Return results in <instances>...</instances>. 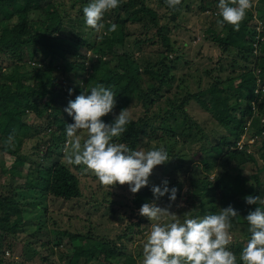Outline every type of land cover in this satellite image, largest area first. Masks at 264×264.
I'll list each match as a JSON object with an SVG mask.
<instances>
[{
	"label": "trees",
	"instance_id": "1",
	"mask_svg": "<svg viewBox=\"0 0 264 264\" xmlns=\"http://www.w3.org/2000/svg\"><path fill=\"white\" fill-rule=\"evenodd\" d=\"M90 2L0 0L3 170L5 156L15 158L6 170L10 180L0 188V264L17 262L9 256L24 231L30 232L28 239L36 240L24 243L20 264L37 259L40 264H138L142 260L143 251L131 254L124 240L146 236L147 224L141 218L132 222L128 210L152 202L153 185L132 193V206L125 202L120 209L119 201L101 184L103 194L91 195L93 211L104 205L112 208L109 215L104 212L106 217L115 218L119 211L121 221L129 218L115 239L96 235L86 221L74 224L72 217L61 224L50 215L47 204L50 199L69 202L83 196L75 169L82 171L84 166L68 165L64 159L66 126L74 122L64 109L100 83L117 96L113 113L103 121L112 123L122 109L131 114L127 132L115 142L133 150L164 147L169 161L153 170L167 174L169 187L178 189L176 199L187 195L192 216L217 214L229 205L238 210L240 217L230 230L236 239L229 250L237 256V264H243L240 253L251 238L244 218L259 207L244 198L264 197V30L250 24L257 16L262 20L259 10L254 14L257 5L248 11L239 31L226 23V35L215 25L205 30L222 55L216 68L204 70L194 68L197 63L183 48L175 47L171 33L183 27L185 17L195 10L208 14L213 8L208 18L221 20L219 0H181L176 10L165 0H120L116 9L105 13L101 33L85 25L83 8ZM109 22L118 25L116 32L107 33ZM197 109L202 114L196 117L191 111ZM29 115L40 122L30 123ZM12 134L9 146L6 142ZM30 141L33 153L23 149ZM182 183L188 184L186 193ZM168 201L166 195L156 203Z\"/></svg>",
	"mask_w": 264,
	"mask_h": 264
},
{
	"label": "clouds",
	"instance_id": "2",
	"mask_svg": "<svg viewBox=\"0 0 264 264\" xmlns=\"http://www.w3.org/2000/svg\"><path fill=\"white\" fill-rule=\"evenodd\" d=\"M165 3L176 10L181 0H165ZM119 4L120 0H91L83 8L86 27L96 33L104 31L105 13ZM253 7V0H219L218 15L222 19L217 21L218 26L226 23L239 31ZM109 24L107 33L116 32L118 25ZM116 97L111 87L100 83L69 101L64 111L74 122L66 126L64 159L68 165H83L104 187L127 184L130 192L136 194L148 186L153 169L169 161V153L164 147L133 150L125 143L115 142L131 123L128 108L115 115L112 123L103 121L102 117L113 113ZM13 139L14 134L8 137L7 145L10 146ZM151 191L154 200L139 209V215L154 222L143 243L142 264H237V256L229 246L233 240L230 231L233 220L240 217L238 210L229 205L217 214L203 217L187 212L181 222L177 214L156 203L166 195L175 201L178 189L170 188L169 181L164 179L160 185H153ZM244 199L247 204L259 207L244 218L251 238L240 253V260L243 264H264V197L249 195Z\"/></svg>",
	"mask_w": 264,
	"mask_h": 264
},
{
	"label": "rangeland",
	"instance_id": "3",
	"mask_svg": "<svg viewBox=\"0 0 264 264\" xmlns=\"http://www.w3.org/2000/svg\"><path fill=\"white\" fill-rule=\"evenodd\" d=\"M66 1V0H65ZM254 4L257 5L254 14L258 15L257 11L259 10V14L262 18V20H259V17L257 16V21H254L250 24H253L255 28H260V30H264V0H256L254 1ZM152 6H155L154 3H152ZM214 11L213 8H210V11ZM207 12L208 14L200 13L195 10V12L189 13V16H186V21H183V27H181L179 30L175 29V32H172V39L175 42V47L183 48L185 52H187V56L190 57L193 62H196L194 68H204L210 69V68H216V64L219 60V58L222 55V51L219 49V47L216 45V43L211 39L206 37L204 35L205 30L208 29L209 26H214V28L220 30L222 35H226L229 30L228 28H223L218 26L217 18H214L213 20H210L208 16L213 12ZM214 21V22H213ZM213 22V23H212ZM262 23V26H256L257 24ZM218 69V68H217ZM202 72V69L199 70V73ZM204 73V72H203ZM225 75V73H224ZM238 80L236 82L238 83ZM207 83V79H205V85ZM192 115L202 114V111L197 109L196 111H191ZM134 116H138V114H134ZM207 116V115H204ZM27 120L31 123H39V119L35 118L34 115H29ZM82 136H84V133H81ZM208 145V143L206 144ZM202 144H200V147ZM24 151L27 153H33L34 151V144L32 141L29 143H26L23 147ZM5 165L6 170H8L10 167L14 165L15 158L11 157L9 155H6L5 158ZM82 171L76 170L75 172L78 174L80 180H81V186L83 190V196L82 198L74 201H64V200H47V204L49 207L50 215H53L54 217L59 219V222L63 225L68 224L70 222L69 217H72V221L74 224L78 221L83 223L84 221L87 222V224L94 227V233L96 235H102V236H108L111 238H117L118 235H120L124 228L128 224V219L126 220H120L121 216L119 215V211L116 214L115 218H109L104 215L105 211H108V215L111 213L112 208H107V206H101V210H94V204L93 199H90L91 195H97L100 197L103 194V189L100 188V182L98 181V178L92 174L91 172L85 171L84 167H82ZM161 168V167H158ZM6 170H3L1 163H0V188L4 184L8 183L10 180V173ZM23 173L25 174L27 171V165H24L23 167ZM246 172V171H245ZM247 173V172H246ZM250 173V171H249ZM164 179H167V174L163 172V170H153L151 176L149 177V184L148 185H158L161 184ZM184 185L183 193H186L188 190V184L182 183ZM106 191L112 192V198L119 201L118 205H116L117 209H120L122 207L121 203H125L128 206H132V198H131V192L129 190V186L125 184V187H121V185L117 184L113 188L111 186L106 187ZM96 193V194H95ZM188 198L186 194H183V197L180 199H176L175 201H168V202H161L158 204L159 207L168 209L170 212L175 213L178 215V218L181 220V222L184 219V214L187 212H190V205L189 202H187ZM128 216L131 217L132 222H136L139 218L143 219L145 223L147 224V227H145L144 235H147L150 231L151 224L154 223L153 221H150L147 217L139 215V209H135V211L128 210ZM163 222V221H162ZM144 223V224H145ZM149 223V225H148ZM79 225V224H78ZM30 232L24 231V233L20 234V238L16 239L14 241V251L10 252L11 255L7 254V256L10 257L9 260H16L17 262L15 264H20L23 258L25 257L23 252V246L25 242L32 243L36 239L32 236L28 239ZM233 239L235 240L236 237L233 236ZM135 241H130L128 239H125L124 242L126 245H128V252L131 254H135L139 251H143V243L146 240V236L138 235L134 239ZM141 244L142 246L138 248V245ZM40 248V247H38ZM138 248V249H137ZM142 248V249H140ZM42 253L46 252L44 249L41 250ZM59 256V253L58 255ZM143 260V258H142ZM142 260L140 259L138 264H142ZM40 259H37L34 262H30L28 264H40ZM90 264V263H89ZM121 264H125L124 261L121 262Z\"/></svg>",
	"mask_w": 264,
	"mask_h": 264
},
{
	"label": "built area",
	"instance_id": "4",
	"mask_svg": "<svg viewBox=\"0 0 264 264\" xmlns=\"http://www.w3.org/2000/svg\"><path fill=\"white\" fill-rule=\"evenodd\" d=\"M239 145L242 147V143H239Z\"/></svg>",
	"mask_w": 264,
	"mask_h": 264
}]
</instances>
